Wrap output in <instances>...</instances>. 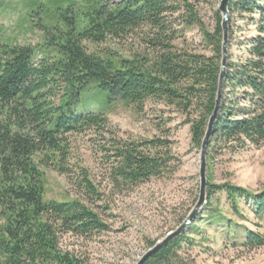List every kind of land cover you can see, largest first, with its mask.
<instances>
[{"label":"trees","instance_id":"trees-1","mask_svg":"<svg viewBox=\"0 0 264 264\" xmlns=\"http://www.w3.org/2000/svg\"><path fill=\"white\" fill-rule=\"evenodd\" d=\"M75 1L63 0L61 24L55 23L50 31L42 26L45 46L52 52L37 61L31 44L0 43V264H85L61 248L62 236L92 237L108 228L78 199L44 198L43 169L52 168L72 180L67 135L92 130L102 138L109 129L105 113L75 112L91 85L139 111L151 98L192 109L190 141L196 147L214 109L222 44L218 10L209 30L197 15L200 0H81L80 5ZM228 13L246 19L254 34L241 46V55L227 58L208 146L235 151L264 143V0H230ZM192 26L198 27L210 55L174 44ZM133 32L143 48L131 58L88 48ZM232 39L229 28L227 42ZM168 146L161 138L111 136L100 151L113 181L135 185L171 170L175 158ZM78 184L86 194L97 193L85 173ZM216 190L224 193L230 213L254 229L238 226L219 208L207 205V216H196L143 264H196L188 252L194 243L190 233L203 219L223 224L234 243L242 230L238 244L246 250L264 246V183L257 191L208 183L209 195ZM154 244L149 242V247Z\"/></svg>","mask_w":264,"mask_h":264},{"label":"rangeland","instance_id":"rangeland-1","mask_svg":"<svg viewBox=\"0 0 264 264\" xmlns=\"http://www.w3.org/2000/svg\"><path fill=\"white\" fill-rule=\"evenodd\" d=\"M219 2L200 0L196 3L197 15L206 29L213 27V13ZM80 3L81 0L75 1V5ZM65 6L63 0H0V43L31 44L35 47L34 60L37 61L52 52L45 46L46 30L42 26L50 31L55 23L61 24L58 17L63 10L60 8ZM229 28L233 39L226 44V54L227 58L236 59L242 54L241 46L246 39L254 34V27L246 19L237 15L231 17L228 13L227 32ZM174 44L210 55L196 26L186 28L184 39H178ZM88 48L114 57L131 58L142 51L143 45L133 32L108 37L105 42L88 45ZM74 109L75 112L105 113L109 129L103 133L104 139L92 130L67 135V164L74 182L52 168L43 169L44 198L78 199L96 211L108 228L92 237L66 234L62 236L60 246L82 258L85 264H135L150 248L149 242L156 243L173 231L198 200L200 147L191 144L189 122L194 113H188L192 109L184 110L155 98L148 99L139 111L128 102L111 99L107 91L96 85H91L82 94ZM111 136L166 139L175 158L171 170L135 185L117 184L111 179L106 157L100 151V145L106 144ZM84 173L97 192L95 195L86 194L78 184ZM205 180V201L197 216H207V205H210L219 208L223 216L238 226L254 229L249 221L230 213L223 192L216 190L209 195L208 183H230L251 191L260 189L264 183V143L246 145L235 151L207 146ZM241 206L249 215L245 205ZM206 221L197 220L198 229L190 233L194 243L188 252L196 264H264V246L246 250L238 244L242 230L237 235L238 243H234L223 224Z\"/></svg>","mask_w":264,"mask_h":264},{"label":"water","instance_id":"water-1","mask_svg":"<svg viewBox=\"0 0 264 264\" xmlns=\"http://www.w3.org/2000/svg\"><path fill=\"white\" fill-rule=\"evenodd\" d=\"M230 0H220L217 10L221 14V29H222V44H221V60H220V72L218 76V88L216 93L215 105L214 109L208 119L206 130L200 145V166H199V177H200V188H199V196L195 205L193 206L190 213L184 218V220L171 232L166 234L161 240L157 241L152 247H150L135 264H143L145 260L151 256L155 251H157L160 247L170 242L172 239L176 238L180 234H182L186 228L193 222L195 217L197 216L199 210L201 209L204 203V191H205V157L206 150L209 143V137L211 134V129L213 122L216 118L217 111L220 103V95H221V87L225 74V66H226V44H227V21H228V3Z\"/></svg>","mask_w":264,"mask_h":264}]
</instances>
